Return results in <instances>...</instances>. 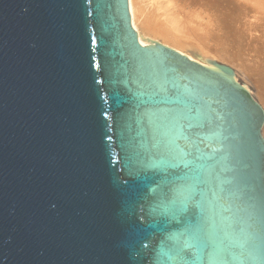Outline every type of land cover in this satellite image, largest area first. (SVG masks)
Returning <instances> with one entry per match:
<instances>
[{
    "label": "water",
    "instance_id": "obj_1",
    "mask_svg": "<svg viewBox=\"0 0 264 264\" xmlns=\"http://www.w3.org/2000/svg\"><path fill=\"white\" fill-rule=\"evenodd\" d=\"M149 44L129 0H0V264H264L263 107Z\"/></svg>",
    "mask_w": 264,
    "mask_h": 264
},
{
    "label": "bare ground",
    "instance_id": "obj_2",
    "mask_svg": "<svg viewBox=\"0 0 264 264\" xmlns=\"http://www.w3.org/2000/svg\"><path fill=\"white\" fill-rule=\"evenodd\" d=\"M129 6L144 46L171 41L209 60L223 38V55L253 85L264 109V0H129ZM178 46L170 48L193 59Z\"/></svg>",
    "mask_w": 264,
    "mask_h": 264
},
{
    "label": "rangeland",
    "instance_id": "obj_3",
    "mask_svg": "<svg viewBox=\"0 0 264 264\" xmlns=\"http://www.w3.org/2000/svg\"><path fill=\"white\" fill-rule=\"evenodd\" d=\"M191 10H193V9H191ZM229 10V9H228ZM200 11V10H199ZM228 12V11H227ZM226 12V13H227ZM229 13V12H228ZM211 16V15H210ZM212 17V16H211ZM210 17V18H211ZM213 18V17H212ZM212 18H211V20H212ZM161 43H164V41L163 40H159ZM223 41V38L221 39V41H220V44L222 45V42ZM222 42V43H221ZM210 44V43H209ZM219 44V46H221ZM224 44V43H223ZM167 45H169L170 47H176L177 48V44H175V42H171V41H168V43H167ZM216 47L215 46V48H217V49H220V50H218L220 53L222 52V51H225V47H224V45H223V47ZM179 47V46H178ZM179 48H181V47H179ZM221 48H223V49H221ZM184 52H186L187 54H189V55H191L193 58H195V59H198V60H201V59H203L199 54H197L196 52L194 53L193 51H187L185 48H181ZM227 49V48H226ZM222 50V51H221ZM217 55H214V56H212V55H210V59L209 60H214V61H217V62H219V63H221V64H224V65H227V66H229V67H231L234 71H236V73H237V76H236V79L241 83V84H243V85H245V86H247L248 88H249V91L251 92V94H252V96L256 99V101L260 104V100L258 99V97L256 96V93H255V88L253 87V85L251 84V83H249L248 82V80H246L245 79V77H244V75L242 74V72H240L237 68H236V66H234V64H232V63H230L229 62V60H227L226 59V56L225 55H223V53L224 52H222L221 54L220 53H217V52H215ZM208 60V59H207ZM261 105V104H260ZM263 135H264V127H263Z\"/></svg>",
    "mask_w": 264,
    "mask_h": 264
}]
</instances>
